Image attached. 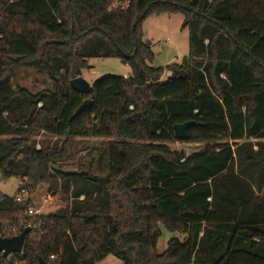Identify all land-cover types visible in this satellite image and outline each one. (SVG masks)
I'll use <instances>...</instances> for the list:
<instances>
[{"label": "trees", "instance_id": "16d2710c", "mask_svg": "<svg viewBox=\"0 0 264 264\" xmlns=\"http://www.w3.org/2000/svg\"><path fill=\"white\" fill-rule=\"evenodd\" d=\"M112 4L0 0V174L27 177L30 191L26 204L0 192V222L16 223L43 184L67 200L37 217L41 232L12 264L110 254L124 264H264V0ZM165 13L184 15L190 52L156 68L142 24ZM95 58L125 61L131 73L96 78L78 111L91 95L70 81ZM21 66L46 72L54 88H14ZM187 121L188 141L203 144L189 154L170 146ZM40 133L56 140L37 149ZM86 136L110 140L105 174L56 171L69 140ZM162 227L188 236L160 253Z\"/></svg>", "mask_w": 264, "mask_h": 264}, {"label": "rangeland", "instance_id": "374dc122", "mask_svg": "<svg viewBox=\"0 0 264 264\" xmlns=\"http://www.w3.org/2000/svg\"><path fill=\"white\" fill-rule=\"evenodd\" d=\"M144 41L153 53V59L149 61L152 67H166L173 63H180L189 55V31L185 27V17L181 13L149 15L142 24ZM93 65L91 70H83L84 77L91 84L104 75L128 76L131 68L128 64L117 58H95L90 60ZM14 88H26L31 92L51 90L55 81L46 72L36 67L21 66L14 69L11 76ZM38 143L42 140L53 141L56 138L40 133L36 136ZM64 137L62 138V140ZM108 138H96L92 136L75 137L69 140L67 154L60 159L59 165L65 171H87L93 175L102 176L106 172L108 160ZM253 141H256L255 139ZM174 150L185 151L187 154L199 150L203 144L189 141H174L170 143ZM22 183L21 177L12 176L3 178L0 174V192L10 197L15 196ZM51 196L48 204H45V213H54L67 205L65 196L55 194L47 184L41 185L32 197L34 204L42 205L44 200ZM202 235V232H201ZM187 234L183 232H170L162 227V236L158 241V251L161 253L167 248L168 241L176 237L181 241L186 240ZM96 264H124V261L113 255H108L104 260Z\"/></svg>", "mask_w": 264, "mask_h": 264}, {"label": "built area", "instance_id": "2783aa9c", "mask_svg": "<svg viewBox=\"0 0 264 264\" xmlns=\"http://www.w3.org/2000/svg\"><path fill=\"white\" fill-rule=\"evenodd\" d=\"M130 0H113V4L111 7H109L108 11H112L114 9L124 10L129 6ZM172 75L171 71H166L164 73V77ZM41 106V103L39 104ZM37 149L41 148V144L37 143L36 145ZM28 178L26 177L17 193L15 194V201L21 204H26L29 202L30 199V191L29 188L26 185ZM32 199V197H31ZM51 200V196L46 198L44 200V204H34L31 200V203L28 205L27 209L23 211L17 222L9 225L0 222V237L1 238H10L19 235L22 233L25 229H30V233H40L41 232V223L37 222V217L46 214L45 213V204H48ZM23 252V251H22ZM21 253H10L9 255H4V251L0 253V264H12L13 262V256L14 255H21ZM51 260H55V256H51ZM18 264V263H17Z\"/></svg>", "mask_w": 264, "mask_h": 264}, {"label": "water", "instance_id": "95a60500", "mask_svg": "<svg viewBox=\"0 0 264 264\" xmlns=\"http://www.w3.org/2000/svg\"><path fill=\"white\" fill-rule=\"evenodd\" d=\"M124 63H126L124 61ZM72 89L79 93L89 94L91 98L86 99L79 107L78 111L88 107L92 103V98L94 97V87L87 81L84 77L79 76L70 81ZM194 124V121H187L184 123L176 124L174 126V137L177 141H188L190 138L188 129ZM56 171H62L66 174L74 173V171H64L59 169L56 165L54 166ZM30 233V229H25L22 233L17 236L10 238H1L0 237V253L4 251V255H9L10 253H21L24 248L25 240L27 235ZM39 264H50L43 260L39 259Z\"/></svg>", "mask_w": 264, "mask_h": 264}]
</instances>
